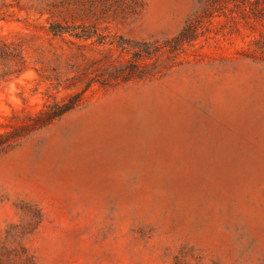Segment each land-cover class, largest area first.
I'll use <instances>...</instances> for the list:
<instances>
[{
    "label": "rangeland",
    "instance_id": "rangeland-1",
    "mask_svg": "<svg viewBox=\"0 0 264 264\" xmlns=\"http://www.w3.org/2000/svg\"><path fill=\"white\" fill-rule=\"evenodd\" d=\"M205 1L0 0V264H264V17L171 53ZM144 42L160 68L105 79Z\"/></svg>",
    "mask_w": 264,
    "mask_h": 264
},
{
    "label": "trees",
    "instance_id": "trees-1",
    "mask_svg": "<svg viewBox=\"0 0 264 264\" xmlns=\"http://www.w3.org/2000/svg\"><path fill=\"white\" fill-rule=\"evenodd\" d=\"M230 3L234 6L231 12L241 14L242 18L245 20L264 17V0H206L200 13L188 22L178 36L167 42L171 47V53L181 52L186 44H190L197 40L201 33L200 24L206 19L210 20L215 16H225L231 21L237 22L238 16L232 15L229 17L226 13ZM79 28H81V30H68L69 28H62L58 30V32L70 33L73 36L84 39L99 37L94 26L83 25L78 27V29ZM129 51H132L133 55L131 63L129 65H114L109 68L105 74L106 80L142 78L153 73L164 64V55L166 52L157 46V44L148 42L138 43V47L135 48L132 46ZM251 55V57L264 60V36L254 39L251 47ZM79 101L78 94H76L70 102L62 105L61 108L50 107L48 110L41 112L36 122L42 126L47 125L74 109ZM11 139L12 136H10L9 133L0 132V147L6 145Z\"/></svg>",
    "mask_w": 264,
    "mask_h": 264
}]
</instances>
